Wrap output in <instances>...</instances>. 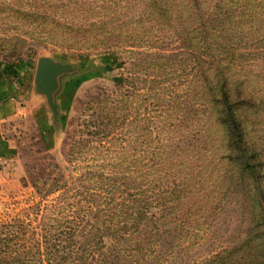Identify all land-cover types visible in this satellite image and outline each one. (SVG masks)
Here are the masks:
<instances>
[{"label": "trees", "instance_id": "16d2710c", "mask_svg": "<svg viewBox=\"0 0 264 264\" xmlns=\"http://www.w3.org/2000/svg\"><path fill=\"white\" fill-rule=\"evenodd\" d=\"M0 4H7V11L0 10L7 20L57 31L59 36L37 40L44 44L79 54L127 53L132 59L130 71L112 91L89 101L86 133L91 138L75 141L69 152L74 180L59 173L47 189L37 190L42 199L60 191L52 204L39 201L0 223V264H149L155 259L160 228L184 224V210L197 203L187 202L185 150L168 146L165 139L175 88L188 71L198 69L204 103L213 114L211 126L208 118L204 123L208 128L219 123L224 150L233 151L242 170L254 174L256 154L239 113L251 96L240 91L249 76L244 40L255 35L264 51V33H259L264 31V0ZM62 14L77 20L65 24L49 18ZM170 37L174 48H167ZM141 108L151 113V122L141 117ZM132 122L135 146H117Z\"/></svg>", "mask_w": 264, "mask_h": 264}, {"label": "rangeland", "instance_id": "374dc122", "mask_svg": "<svg viewBox=\"0 0 264 264\" xmlns=\"http://www.w3.org/2000/svg\"><path fill=\"white\" fill-rule=\"evenodd\" d=\"M6 9L7 4H0L1 11ZM5 16L0 15V223L20 216L39 201L52 204L60 191L42 199L37 190L47 189L59 173L66 179L70 174L74 180L77 173L69 152L75 141L91 138L86 133L90 130L86 122L92 118L89 101L99 93L112 91L114 82L130 71L128 63L132 60L127 53L79 54L44 44L37 40L47 34L59 36L57 31L18 24ZM73 16L49 18L67 24L77 20ZM254 38L244 40V64L249 76L240 91L251 98L239 109L245 118L246 138L256 154L254 174L242 170L233 151L224 150L219 123L210 128L204 123L208 118L211 126L213 114L204 103L198 69L188 71L175 88L178 96L170 103L167 114L172 125L165 139L168 146L174 143L184 148L182 169L190 191L187 202L197 203L184 210V224L160 228L162 239L154 247L157 255L149 264H264V51ZM167 41L171 42L167 48L176 46L173 37ZM41 56L74 66L72 72L58 76L53 94L56 118L46 98L35 90V67ZM140 111L141 117L152 121L151 113L144 108ZM135 126L133 122L127 126L117 146H135Z\"/></svg>", "mask_w": 264, "mask_h": 264}, {"label": "water", "instance_id": "95a60500", "mask_svg": "<svg viewBox=\"0 0 264 264\" xmlns=\"http://www.w3.org/2000/svg\"><path fill=\"white\" fill-rule=\"evenodd\" d=\"M73 70L74 66L71 63L60 62L47 56H41L37 59L34 74L35 90L46 98L54 118L58 114L57 104L53 97L57 89L58 76Z\"/></svg>", "mask_w": 264, "mask_h": 264}, {"label": "crops", "instance_id": "0c3cea01", "mask_svg": "<svg viewBox=\"0 0 264 264\" xmlns=\"http://www.w3.org/2000/svg\"><path fill=\"white\" fill-rule=\"evenodd\" d=\"M0 84H1V80H0ZM2 93H0V100H1V98L3 99V95H1Z\"/></svg>", "mask_w": 264, "mask_h": 264}]
</instances>
